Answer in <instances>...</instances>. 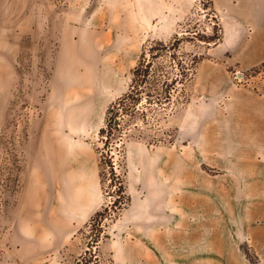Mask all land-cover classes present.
Instances as JSON below:
<instances>
[{
    "label": "rangeland",
    "instance_id": "rangeland-1",
    "mask_svg": "<svg viewBox=\"0 0 264 264\" xmlns=\"http://www.w3.org/2000/svg\"><path fill=\"white\" fill-rule=\"evenodd\" d=\"M29 20L18 53L0 51V264H11L13 249L30 251L37 218L59 229L46 264H74L90 249L102 264H167L163 238L139 222L160 192L204 190L187 176L220 175L200 161L196 117H183L197 67L225 39L213 0H37ZM231 76L264 93V64ZM112 106L108 140L100 131ZM214 187L229 192L220 179ZM256 212L254 233L237 235L236 264H264Z\"/></svg>",
    "mask_w": 264,
    "mask_h": 264
},
{
    "label": "crops",
    "instance_id": "crops-1",
    "mask_svg": "<svg viewBox=\"0 0 264 264\" xmlns=\"http://www.w3.org/2000/svg\"><path fill=\"white\" fill-rule=\"evenodd\" d=\"M36 4L37 0H0V51L4 55L18 53L33 29L29 17ZM213 7L221 17L225 39L208 50L209 63L197 67L192 88L195 104L183 117H196L200 161L220 175L187 176L188 185L204 190L159 193L157 205L139 222L143 233L163 238L158 255L167 264H236L238 233H254L252 228L260 218L256 211L264 210V93L236 84L231 76L234 68L245 71L264 64V0H213ZM31 173L32 169L26 203L33 199ZM215 179L229 192L215 191ZM63 182L70 186L79 180L66 177ZM66 217L69 225L71 217ZM45 220L30 222L31 249L24 255L13 249L11 264H20L23 258L47 263V250L53 247L50 235L59 229ZM49 264L60 263L51 260Z\"/></svg>",
    "mask_w": 264,
    "mask_h": 264
},
{
    "label": "trees",
    "instance_id": "trees-1",
    "mask_svg": "<svg viewBox=\"0 0 264 264\" xmlns=\"http://www.w3.org/2000/svg\"><path fill=\"white\" fill-rule=\"evenodd\" d=\"M142 65V62L140 63L138 69L135 71V73H139L140 72V66ZM150 66V63L147 65L146 68H148ZM144 73L145 74H148V69H145L144 70ZM168 98V97H167ZM135 106V104H134ZM114 109H115V106H112L111 109H109V112H108V115H109V119H108V122H107V125L105 128L101 129L100 131V135L103 137V138H107L109 140V138H111L112 136V131H113V116H114ZM103 155H102V160L104 161L103 159ZM107 164H108V161L106 160ZM121 183V187H120V191L122 193H124L125 189L123 187V183ZM74 264H102L101 263V259H100V255L97 251V249H90L89 251H86L83 255H81V257H79L76 262Z\"/></svg>",
    "mask_w": 264,
    "mask_h": 264
},
{
    "label": "bare ground",
    "instance_id": "bare-ground-1",
    "mask_svg": "<svg viewBox=\"0 0 264 264\" xmlns=\"http://www.w3.org/2000/svg\"><path fill=\"white\" fill-rule=\"evenodd\" d=\"M1 43H2V42H1ZM153 157H154V156H153ZM152 159H153V158L151 157V160H152ZM41 160L44 161L45 159H44V160L41 159ZM149 160H150V159H149ZM155 160H156V159H155ZM46 162H47V161H45V163H46ZM150 164H151V163H150ZM42 167H45V165H44V166L42 165ZM45 168H46V167H45ZM42 169H44V168H42ZM232 171H233V170H232ZM165 175H166V174H165ZM235 175H236V174H235ZM236 176H238V175H236ZM243 177H244V176H243ZM260 177H261V176H260ZM254 178H255V177H254ZM246 180H247V179H246ZM230 181H231V180H230ZM244 181H245V180H244ZM248 181H249V180H248ZM236 183H237V182H236ZM237 185H238V183H237ZM246 185H247V184H246ZM169 186H171V185H169ZM172 186H173V184H172ZM174 186H175V185H174ZM174 186H173V187H174ZM176 186H177V185H176ZM178 186H179V185H178ZM178 186H177V187H178ZM164 187H165V186H164ZM181 187H182V186H181ZM236 187H237V186H235V188H236ZM239 187H240V185H239ZM159 188H161V187H159ZM230 189H231V188H230ZM237 190H238V189H237ZM160 191H161V190H160ZM213 191H214V190H212V192H213ZM232 191H233V190H232ZM238 192H240V191L238 190ZM160 193H161V192H160ZM240 193H241V192H240ZM237 194H238V193H237ZM214 195H215V194H214ZM239 195H240V194H239ZM236 196L239 197L238 195H236ZM230 197H231V196H230ZM244 198H245V197H244ZM225 199H226V198H225ZM240 199H241V197H240ZM242 199H243V198H242ZM260 199H261V198H260ZM228 200H229V199H228ZM235 200H236V198H235ZM249 201H250V200H249ZM246 202H247V201H246ZM228 203H229V202H228ZM227 205H228V204H227ZM228 206H229V205H228ZM225 207H226V206H225ZM226 208H227V207H226ZM227 212H228V211H227ZM229 215H230V214H229ZM232 217H233V216H232ZM235 223H237V222H235ZM220 224H221V223H220ZM236 225H237V224H236ZM241 226H242V225H241ZM226 229H227V228H226ZM226 229H225V230H226ZM231 229H232V228H231ZM238 230H239V229H238ZM238 230H237V233H238ZM212 232H213V231H212ZM239 233H240V232H239ZM239 233H238V234H239ZM235 234H236V232H235ZM226 235H227V234H226ZM226 235H225V236H226ZM231 235H232V234H231ZM236 235H237V234H236ZM227 236H228V235H227ZM227 236H226V237H227ZM238 236H239V235H238ZM231 237H232V236H231ZM231 237H230V238H231ZM232 239H233V238H232ZM234 242H235V241H234ZM224 254H225V253H224ZM226 255H227V254H226Z\"/></svg>",
    "mask_w": 264,
    "mask_h": 264
}]
</instances>
